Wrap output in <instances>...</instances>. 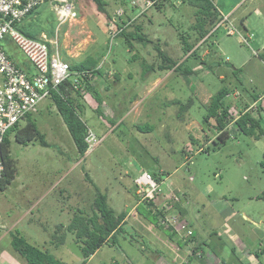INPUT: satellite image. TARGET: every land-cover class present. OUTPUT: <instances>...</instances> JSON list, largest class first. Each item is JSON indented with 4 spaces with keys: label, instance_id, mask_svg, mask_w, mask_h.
<instances>
[{
    "label": "rangeland",
    "instance_id": "374dc122",
    "mask_svg": "<svg viewBox=\"0 0 264 264\" xmlns=\"http://www.w3.org/2000/svg\"><path fill=\"white\" fill-rule=\"evenodd\" d=\"M70 1L77 13L75 19L59 23L51 5L44 3L23 24L38 37L45 34L47 39L57 40L69 64L88 61L100 70L91 80L99 99L89 91L80 94L63 90L68 99L81 105V118L98 142L80 155L50 99L40 102L37 111L30 114L48 146L38 141L24 145L15 140L14 130L9 133V155L17 171L0 191V221L4 225L0 234H6L0 246L8 245L9 229L18 230L38 247L45 246L40 239H50L52 223L67 218V212L61 209L74 206L90 214L96 190L115 196L112 206L126 212L135 199H141L134 195V182L146 170L160 177L163 192L169 195L171 188L178 196L174 212L190 225L199 241V247L192 246L197 245L196 251L210 257L209 264L220 260L222 264H264V200L259 198L264 190V168L260 165L264 137L246 135L232 121L239 111L233 101L241 96L235 98L233 91L238 89L241 94L240 88L231 87L227 90L231 95L224 98L230 105V116L226 122L228 138L223 143L217 140L213 119L206 120L210 97L228 82L237 85L231 66L235 61L251 59L249 66L254 71L245 81L250 80L252 86L255 80L264 88L262 20L249 11L247 18L255 35L246 44L239 35L238 22L234 34L227 33L228 24H219L224 14L221 9L226 12L236 0H212L219 19L209 27L207 40L203 42V38L196 44L200 45L198 55L184 62L185 67L202 66L199 54L207 48L210 52L203 63L211 69L182 75L180 71L166 73L157 68L161 62L158 48L175 61L185 58L179 35L188 33L191 42L195 41L191 27L195 22L194 8L187 0H159L147 8L144 0H106L104 12L93 0ZM256 1L246 0L243 7L252 9ZM118 10L122 13L117 14ZM131 10L134 14L139 11V15L133 17ZM122 22L127 23V32L140 26L145 40H131L130 46L123 37L116 36L117 25ZM4 46L18 63L28 64L12 43ZM219 48L227 52L222 54ZM260 58L263 63H258ZM219 72L225 74L224 80L219 79ZM157 79L162 81L144 95L145 85L152 86ZM199 89L201 96L197 94ZM25 122L26 118L21 119L18 125ZM113 123L115 129H111ZM261 127L264 130V120ZM169 173L164 179L163 175ZM140 211L128 218L117 233L116 245H105L89 264H170L167 259H157L153 234L140 232L144 219L148 220ZM243 213L248 215L247 220ZM28 232L34 240L28 238ZM64 234V244L54 248V255L68 264H79L82 257L74 235L67 231ZM185 235L177 236L183 240L192 238ZM49 246L55 247L53 242ZM244 248L249 249L251 257Z\"/></svg>",
    "mask_w": 264,
    "mask_h": 264
},
{
    "label": "trees",
    "instance_id": "16d2710c",
    "mask_svg": "<svg viewBox=\"0 0 264 264\" xmlns=\"http://www.w3.org/2000/svg\"><path fill=\"white\" fill-rule=\"evenodd\" d=\"M119 3L127 0H113ZM99 11L104 12V8L107 4L106 0H93ZM187 3L194 8L195 22L191 25L194 30V42H191L190 35L188 33H181L180 42L183 54L185 58L178 64L177 61L167 56L161 49L158 48V55L161 62L157 68L159 70H169L174 68V71H180L182 75H187L193 72L192 67L184 66V62L189 57L197 56L200 45H196L201 39H203L209 32V27L213 26L219 19V12L217 6L212 0H187ZM160 5V4H159ZM159 8V6L157 5ZM33 14V13H31ZM123 25H117L116 36L123 37L126 43L132 46L131 40L143 41L144 34L141 31L140 26H135V30L132 32L126 31V22H122ZM20 30L27 36L36 38L38 37L33 30L29 27H20ZM212 35V32L210 33ZM208 36L202 41H206ZM146 41H149L146 39ZM202 42V43H203ZM201 43V44H202ZM93 64L90 62L72 63L69 64L71 75L64 81L59 87V92L53 91L51 100L62 117L76 147V150L80 155L84 154L88 148V143L85 140L87 135V125L81 118L82 108L81 105L68 99L64 95V91L67 86L72 82V78L75 73L81 74V72L88 71L91 75L100 73V70L93 68ZM81 83L84 84L86 92H92L94 96L99 99V93L94 89L86 76L81 78ZM227 93L226 88L220 89L218 92L210 97L208 106L206 107V120L213 119V126L217 130V140L221 143L228 138V132L226 130V122L228 116H230V105L225 102V94ZM264 120V115L259 113L258 117L251 115L246 112L241 114L235 119V125L240 132L246 135H254L256 137L263 136L264 130L261 127V123ZM138 129L142 131L143 128L138 126ZM14 130V138L21 144H28L32 141H38L42 146H48V142L45 140L44 134L40 132L37 124L30 118V114L26 116V122L21 126L16 124L9 131H7L3 143L0 149V159L4 164L3 177L0 181V191L3 190L7 184H9L16 175V167L13 159L9 155V133ZM258 135V136H257ZM218 142V143H219ZM260 165L264 168V152L263 159ZM156 181L160 180L157 174L152 175ZM260 199L264 200V190L259 196ZM177 209L176 203H170ZM137 212L142 210L143 215L150 220L151 223L165 230L170 237L177 236V232L171 228H166L159 223L160 216L164 215V209L159 208L150 199H141L139 205L136 207ZM141 212V211H140ZM125 213L121 212L115 214V212L108 206L106 201V195L96 190L95 199L92 204V210L90 214H86L84 211L78 209L73 213L70 222L65 228H62L60 224L54 229L51 235L53 245L63 244L65 241V232L72 233L74 235V241L76 242L80 253L81 261L79 264H86L91 254L96 249L101 247L104 243L110 242L115 243V236L122 230V224L124 223ZM63 230V231H61ZM10 246L19 256H21L27 264H68L57 258L54 254L49 252L47 249H41L31 243H29L18 230L10 231ZM181 240V238H180ZM186 241V240H185ZM180 243V242H179ZM197 247L192 249V253H195Z\"/></svg>",
    "mask_w": 264,
    "mask_h": 264
},
{
    "label": "built area",
    "instance_id": "2783aa9c",
    "mask_svg": "<svg viewBox=\"0 0 264 264\" xmlns=\"http://www.w3.org/2000/svg\"><path fill=\"white\" fill-rule=\"evenodd\" d=\"M158 1L144 0V6L145 8L150 7ZM134 2L135 0H129V3ZM44 3L51 5L59 23L76 18L77 13L70 0H0V149L7 131L18 124L21 119L26 118L28 114L36 112L40 102L51 99L52 92H59L60 85L71 75L69 63L61 57L59 52L57 40L47 39L45 34L36 38L29 37L20 30L22 23ZM120 13L122 11L118 10L117 14ZM223 23L228 24V34L236 32V26L228 15H222L219 24ZM239 35L246 44H249L253 36L252 33L241 32ZM7 42L12 43L22 53L28 62V67L21 66L9 55L4 46ZM85 76L89 80L94 77L88 71L81 72V74L76 72L66 89L80 94L85 93V86L80 80ZM233 94L235 98L240 95L238 90L233 91ZM230 95V92L226 93L225 98ZM236 112L232 120L234 122L246 112L251 115L253 113L264 115V92L258 94L249 105L244 104ZM85 140L88 146L92 144L91 147L98 142L95 135L88 130ZM3 172L4 164L0 159V181ZM134 183L135 191L141 199H150L155 202L156 197L163 192L160 187L161 183L146 170L135 179ZM176 201L178 202V196L171 190L161 207L165 212L163 216H160L159 223L166 228H171L177 234L185 233L190 236L192 229L189 225L184 219L181 220L178 217L177 212H174L175 209L171 211L170 203H177Z\"/></svg>",
    "mask_w": 264,
    "mask_h": 264
},
{
    "label": "crops",
    "instance_id": "0c3cea01",
    "mask_svg": "<svg viewBox=\"0 0 264 264\" xmlns=\"http://www.w3.org/2000/svg\"><path fill=\"white\" fill-rule=\"evenodd\" d=\"M251 1V0H249ZM246 0H236V2L231 5L227 11L223 12L221 9V12L224 13L223 15H228L229 19L234 23L235 26H237V22L239 23V25L241 26V33H254V28L251 26V23H249V20L247 18V14L249 13L250 10H253L254 14L262 20V26L264 27V0H257L256 3L252 6V9H246L245 7H243V5H245ZM254 3V1H253ZM224 4V3H223ZM224 6H227V4ZM133 11L131 10V13ZM147 12H149V9H147ZM146 12V13H147ZM134 14V12H133ZM34 14H32L30 17H28L25 21L26 23L30 21V18L33 16ZM139 15V11L137 13L134 14L133 17H137ZM24 24L22 23L21 27H23ZM209 34V33H208ZM255 35V33H254ZM254 35L252 37H254ZM208 36V35H206ZM251 37V39H252ZM206 38V37H204ZM250 39V40H251ZM249 40V42H250ZM255 45H258L257 42H254ZM16 48V47H15ZM17 49V48H16ZM18 50V49H17ZM220 52H222V54H225L227 52V50L225 48H219ZM202 52L199 54L200 55V61H202V66H196V67H192L193 72L200 70H209L211 69V66L208 65H204V58L209 54L210 49H202ZM60 52V51H59ZM21 53V52H20ZM22 54V53H21ZM61 54V53H60ZM61 57L63 58L62 54ZM226 60H230V58L228 56H226ZM64 60H66L65 58H63ZM16 61V60H15ZM67 61V60H66ZM181 60L177 61V64L180 62ZM251 59H241L239 61H235V64L231 65L235 74H236V81H237V85L236 83L233 85L231 84V82H228V85H226L224 88H226L227 90L234 88H240L241 90V96L233 101L234 105H238L239 109L242 108L244 106L245 103L250 102L252 99H255L257 97L258 94L264 92V88H260L259 85H256L257 83H255V80L253 82V85L255 87V89L252 88V86H250V84L252 82H250V80L247 82V80L245 81V79H251V75L253 74L254 68L249 66ZM17 62V61H16ZM24 64H23V63ZM21 65H24V67H28V64L24 61H22ZM237 62V63H236ZM258 63H263V60L260 58V61L258 60ZM264 64V63H263ZM219 66V65H218ZM174 68H171L169 70H167L166 73H168L169 71H174ZM192 72V73H193ZM219 79L224 80L226 78L224 73L219 72ZM158 78V77H156ZM153 81V80H151ZM160 81H162V79H157L154 82H152V86H147L145 85V88H147L146 93L144 95L150 94L151 91L153 90V87H155L157 85V83H159ZM151 83V82H150ZM249 83V84H248ZM259 88V89H258ZM256 89H258V91H256ZM238 90V89H237ZM198 96H201V90L199 89V92L197 93ZM211 96L210 94L207 96V98ZM51 102V99L50 101ZM54 106V105H53ZM55 112H57L55 106H54ZM128 112V111H127ZM58 113V112H57ZM124 116V115H123ZM123 116L120 117L121 119H123ZM115 123H113L111 129H115ZM227 128V126L225 127ZM171 173H169L168 176L163 175V178L166 179L167 177L170 176ZM169 186V185H168ZM169 189V187H168ZM124 191H126V188H124ZM171 191V188L169 189V192ZM136 191H134V195H136ZM168 196V192H162L160 193L155 200V205L159 208H161L166 200ZM114 198V200L112 199ZM135 199V198H134ZM136 200V199H135ZM131 204V206L127 209L126 212H124L123 209L121 208H117L115 209L111 202H115V196H106V201L108 206L115 212V214H119L121 212L125 213V217H124V223L123 225L126 223L127 219L130 218L132 215H135V213L137 214V210L136 207L139 205L140 200H136ZM94 198H92V204H93ZM178 203V202H177ZM178 205V204H177ZM124 206V205H123ZM80 209V208H78ZM77 208H75L74 206H68V208L66 209V207H64L63 209H61V211H66L67 212V218L65 221H61V222H54L52 223V228H53V232L54 229L59 226L60 224L62 225V228H65L66 225L70 222L73 213L78 210ZM176 209L175 207L172 206V210ZM81 210V209H80ZM177 210V209H176ZM244 219H248V215L246 214H242ZM144 229H139L140 232L144 233V231L148 232V233H152V237L154 238V240L152 241V243H154V251L156 252V257L157 259L160 261L161 258L167 259L169 261L170 264H209V258L205 253H203L201 250H197L195 251V253H192V249L195 248L193 247L195 244L198 245L199 247V241L197 240V238L195 237V235L193 236L194 231L192 230V238L187 239L186 241L183 240L178 236H174V237H170L169 234L159 228L158 226L154 225L153 223H151L150 221L144 219ZM191 224V223H190ZM4 227V225L2 224V222L0 221V230ZM190 227V225H189ZM191 228V227H190ZM44 230H46L45 228H43ZM192 229V228H191ZM11 230L9 229L7 232L9 234ZM63 231V230H61ZM53 234V233H52ZM50 234V239H40V241L42 242V244H44L45 246L39 247L41 249H47L49 252H51L52 254H54V248H56V246L59 247V245H55V247H53V249H51V247L49 246V244L51 243V235ZM5 232L0 234V242L2 241V239L5 237ZM28 236V238H30V240H34V236L32 235L31 232H28L26 234ZM23 236V235H22ZM37 236H40V234H38ZM186 237H188L187 235H185ZM24 237V236H23ZM117 237V234L115 236V239ZM183 237V236H182ZM25 238V237H24ZM11 239V237H10ZM10 239L8 241V248L7 246H0V264H27V262L25 261V259H23L21 256H19L15 251L12 250V248L10 247ZM26 239V238H25ZM238 239V237L235 236V240ZM27 240V239H26ZM130 240H132V238H130ZM152 240V239H151ZM192 240V243L189 244V242ZM28 241V240H27ZM29 243H31L30 241H28ZM34 242V241H32ZM116 242V241H115ZM180 242V243H179ZM33 244V243H31ZM64 244V243H63ZM35 245V244H33ZM105 245H116V243H110L107 241V243H104L101 247H99L98 249L95 250V252L93 254L90 255V257L88 258L86 264H89V262L96 256L99 254V252L101 251V249H103V247ZM193 245V246H192ZM196 245V247H197ZM37 246V245H35ZM38 247V246H37ZM143 247V246H141ZM197 247V249H198ZM244 250L247 251V256L251 257V253L249 251V249L244 248ZM80 251V250H79ZM81 254V253H80ZM195 255V256H194ZM56 256V255H55ZM124 258L126 259L127 257L123 254ZM57 257V256H56ZM59 258V257H57ZM258 258V257H257ZM81 261V260H80ZM111 262L116 263V261H114L111 258ZM222 260L219 261V263L216 264H222ZM259 263V262H258ZM236 264V263H233ZM241 264V263H239ZM243 264H248L247 262L243 263ZM251 264V263H250Z\"/></svg>",
    "mask_w": 264,
    "mask_h": 264
}]
</instances>
